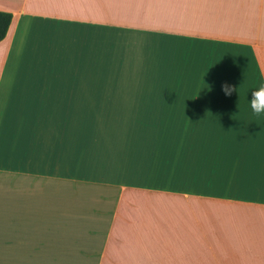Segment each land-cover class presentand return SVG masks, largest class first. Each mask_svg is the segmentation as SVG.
Segmentation results:
<instances>
[{"label":"crops","instance_id":"1","mask_svg":"<svg viewBox=\"0 0 264 264\" xmlns=\"http://www.w3.org/2000/svg\"><path fill=\"white\" fill-rule=\"evenodd\" d=\"M0 11V264H264V0Z\"/></svg>","mask_w":264,"mask_h":264},{"label":"clouds","instance_id":"2","mask_svg":"<svg viewBox=\"0 0 264 264\" xmlns=\"http://www.w3.org/2000/svg\"><path fill=\"white\" fill-rule=\"evenodd\" d=\"M222 91L226 96L231 95L233 92H237V88L224 84L221 86ZM252 98L249 101L252 112L259 116L261 113H264V83L258 88V90L252 91Z\"/></svg>","mask_w":264,"mask_h":264},{"label":"trees","instance_id":"3","mask_svg":"<svg viewBox=\"0 0 264 264\" xmlns=\"http://www.w3.org/2000/svg\"><path fill=\"white\" fill-rule=\"evenodd\" d=\"M11 18H12L11 13L0 11V40L4 38L8 30Z\"/></svg>","mask_w":264,"mask_h":264}]
</instances>
